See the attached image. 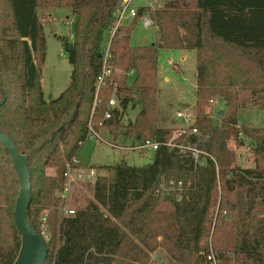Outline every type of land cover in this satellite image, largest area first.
Masks as SVG:
<instances>
[{
  "label": "trees",
  "instance_id": "16d2710c",
  "mask_svg": "<svg viewBox=\"0 0 264 264\" xmlns=\"http://www.w3.org/2000/svg\"><path fill=\"white\" fill-rule=\"evenodd\" d=\"M121 2L0 0V100L5 97L0 132L27 156V213L37 233L42 212L59 204L56 190L62 189L66 163L76 156L89 126L114 136L123 128L134 141L159 143L145 165L122 160L99 167L108 174L96 179L92 199L75 214L49 211L51 238L43 264H147L157 247L167 252L166 264H208L210 246L220 264H264V126L238 123V113L264 93V0H192L190 6L166 0L161 7L139 6L135 19L109 35ZM51 8L69 9L74 16L72 40L61 37L71 75L56 98L46 99L41 85L46 38L38 10ZM143 14L154 22L157 36L151 44L133 45L132 31ZM108 40L112 81L99 89L96 101ZM162 49L196 51L193 126L206 136L201 146L214 157L196 168L188 156L165 145L173 128L158 125ZM130 70L134 76L127 85ZM114 85L118 105L109 109ZM212 96L226 106L219 125L205 111ZM128 105L139 110L124 125ZM240 134L253 142V167L232 165L229 143L241 146ZM161 179L189 182L187 197L177 201L172 193L155 194ZM18 191L10 154L0 142V264H12L20 249L13 222Z\"/></svg>",
  "mask_w": 264,
  "mask_h": 264
},
{
  "label": "rangeland",
  "instance_id": "374dc122",
  "mask_svg": "<svg viewBox=\"0 0 264 264\" xmlns=\"http://www.w3.org/2000/svg\"><path fill=\"white\" fill-rule=\"evenodd\" d=\"M180 1V0H179ZM154 5V7H161L164 0H132V7H139L144 5ZM38 15L43 23V29L46 38V52L44 62L41 67V85L44 92V97L48 99L56 98L67 86L70 81L71 65L68 61L67 54L62 45V38L70 40L71 25L74 20L69 9L51 8L47 10L39 9ZM147 15V14H143ZM142 16V15H141ZM132 20L135 18H131ZM130 21L124 19L121 24H128ZM111 32L109 33V35ZM157 36V27L154 22L149 27H145L142 19L138 17L135 22V27L131 35V44L133 45H147L155 41ZM106 47V46H105ZM105 50V49H104ZM173 50L169 54L173 64L176 66H169L170 82L164 84V80L158 82L159 94L158 104L160 107L159 123L161 127L173 128L174 132L182 127V120L176 116L177 111H188L196 115V95L193 87V80L195 79L196 70L194 68L193 56L188 52L185 61L180 59V52ZM192 51V50H191ZM163 50L158 53V62L161 64L164 58ZM194 55V54H193ZM167 67L166 65H159V68ZM133 75H128L126 79L127 85L132 82ZM158 78V74H157ZM160 86V87H159ZM219 97V96H212ZM220 100V98H219ZM139 106L128 105L122 117V124H127L133 121ZM206 111V108H205ZM226 111L225 102L220 100V103L212 108L210 117L213 125H219L223 113ZM238 123L247 124L248 126H264V93L260 92L254 97L252 103L246 105L242 111L238 113ZM98 134L107 141L117 139L120 144L130 145L134 143L132 138L123 135L124 129L119 130V134L114 136L105 130H97ZM172 134V136H173ZM171 136V137H172ZM170 137V138H171ZM242 140L241 146H236L233 141L229 143L231 149L232 165L240 168H250L254 166L252 146L253 142L245 135L240 134ZM206 136H201L199 141L204 143ZM76 158L82 165L93 164L97 168L104 167L125 161L129 165L142 166L151 161L152 152L143 153L141 151H119L112 149L105 142L96 141L95 137H86L83 144L80 146ZM102 171V175H107V171ZM49 174H53V169L48 170ZM93 183L74 184L69 193L68 206L78 209L86 205L87 201L92 199L91 187Z\"/></svg>",
  "mask_w": 264,
  "mask_h": 264
},
{
  "label": "built area",
  "instance_id": "2783aa9c",
  "mask_svg": "<svg viewBox=\"0 0 264 264\" xmlns=\"http://www.w3.org/2000/svg\"><path fill=\"white\" fill-rule=\"evenodd\" d=\"M132 0H122L119 7L115 12V16L117 18L116 25L114 29L111 31V34L114 32L115 28L121 24L124 19L134 18L136 16V8L131 6ZM142 19V23L145 27H149L152 25V19L149 15L140 16ZM73 36L71 34L70 40H72ZM109 40L106 43V47L103 54V64L100 74L97 76L95 83V100L97 101V93L99 89L105 87L108 83L112 81V71L110 67L107 66L106 60L109 57ZM169 64L173 67L175 65L172 61L169 60ZM128 75H133V70L128 72ZM220 103L218 97H211L208 100V105L206 107V113L210 116L212 108L217 106ZM118 98H117V88L114 85L112 88L111 95L108 100V108L112 109L117 107ZM110 112H106L105 117H109ZM176 116L182 120V127L178 128L173 136L165 143L167 147L177 149L179 153L182 155L188 156L193 163V167H199L205 164L206 158L209 157L214 160V157L209 154L206 150L203 149L201 143L196 141L195 143L190 142V140H185L187 135H194L197 137L196 140L200 139V131L195 126H193V122L195 119V114L184 111H178ZM87 137H95L98 142H105L112 149H116L119 151H141L143 153L153 152L155 151L159 143L156 140L152 139H144L140 141H134L130 145L120 144L117 139H112L110 141L104 140L92 127L89 126ZM180 138L182 140L180 141ZM64 182L62 189L56 190V196L59 198V204L57 206L50 205L47 210L43 211L40 219H39V228L38 234L46 243L51 238V228L48 221V213L51 209H55L59 216L66 217L75 214L76 209L69 207V193L74 184L80 183H94L96 179L102 176L101 169H98L94 165H82L80 161L73 156L71 160L66 163V168L63 173ZM189 182L184 184L182 180L175 179H161L158 185L155 188V194L157 195H168L174 194L175 199L177 201L182 200L187 197V191L189 190ZM150 261L147 264H166L169 256L167 252L161 248L157 247L155 250L150 252ZM205 259L208 264H220L219 259L216 257L214 251L211 246L208 251L205 253Z\"/></svg>",
  "mask_w": 264,
  "mask_h": 264
},
{
  "label": "water",
  "instance_id": "95a60500",
  "mask_svg": "<svg viewBox=\"0 0 264 264\" xmlns=\"http://www.w3.org/2000/svg\"><path fill=\"white\" fill-rule=\"evenodd\" d=\"M4 98L3 95L0 104H2ZM50 98L51 96L48 97V99ZM0 142L10 154L19 182V191L13 207V222L20 234L21 244L18 255L12 264H43L47 256V246L32 228L27 213L31 202L27 156L21 154L12 139L1 132Z\"/></svg>",
  "mask_w": 264,
  "mask_h": 264
},
{
  "label": "crops",
  "instance_id": "0c3cea01",
  "mask_svg": "<svg viewBox=\"0 0 264 264\" xmlns=\"http://www.w3.org/2000/svg\"><path fill=\"white\" fill-rule=\"evenodd\" d=\"M166 0H164V2H165ZM180 2H182V4H186V5H192V0H180ZM149 6H151V7H154V5H149ZM128 19V21H132V19L131 18H127ZM157 32H158V30H157ZM163 51H165L164 52V58H163V60H162V62H161V64L158 62V69H157V74H158V82H160V80L161 81H163L164 80V84H169V82H170V72H171V70L169 69V66L168 65H171V64H169V60L170 61H172L171 60V58H169L170 56H169V54H172V52H173V50H175V49H162ZM192 50V51H191ZM176 51H179L181 54H180V59L182 60V61H185L186 60V57L188 56L187 55V53L190 51V52H193V53H191L192 54V56H193V58H194V60H193V63H192V65H194V68H195V62H196V51L195 50H193V49H177ZM194 54V55H193ZM163 63H164V65H166L167 67H164V68H162V66L159 68V65H163ZM168 64V65H167ZM175 65V64H174ZM172 66V65H171ZM176 66V65H175ZM170 71V72H169ZM195 76H196V74H195ZM163 79V80H162ZM160 87V86H159ZM193 87H194V89H196V84H195V79L193 80ZM178 112V111H177ZM176 112V113H177ZM90 165H93V164H90ZM95 166V165H94Z\"/></svg>",
  "mask_w": 264,
  "mask_h": 264
}]
</instances>
